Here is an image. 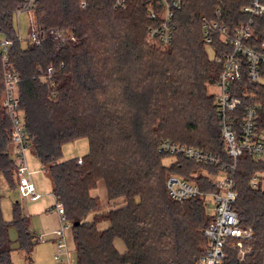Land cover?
Listing matches in <instances>:
<instances>
[{
  "label": "trees",
  "instance_id": "16d2710c",
  "mask_svg": "<svg viewBox=\"0 0 264 264\" xmlns=\"http://www.w3.org/2000/svg\"><path fill=\"white\" fill-rule=\"evenodd\" d=\"M82 1L87 3L84 9ZM250 2L183 0L172 44L161 52L146 42L156 23L148 17L145 0H130L125 10H115L113 0H38L36 25L64 30L75 38L59 49L50 41L42 46L18 42L15 17L23 4L0 0V40L13 42L10 63L21 79L30 146L51 179L56 203L64 206L77 264H200L208 246L203 232L212 220L206 201L175 202L166 182L178 175L213 192L212 181L193 174L217 170L160 152L157 133L161 140L229 161L215 96L208 93V86L219 79L221 65L207 56L202 20L215 19L220 9L223 22L234 29L247 21L242 9ZM256 22L263 25L264 18ZM215 45L221 47L218 38ZM50 67L54 74L49 81ZM247 90L264 117V86ZM3 94L0 54V177L16 190L12 126L2 108ZM154 117L161 123L158 130ZM83 139L89 143L88 154L62 162L63 147ZM168 157L175 160L166 166L163 160ZM256 172H264V163L240 158L235 209L241 225L254 231L252 239L243 241L251 252L240 260L233 241L223 264H264V190L251 186ZM100 181L106 184L109 201L124 199L123 207L104 209L100 199L91 196ZM3 198L0 191V264H14L11 229L17 233L18 250L29 261L37 243L30 220L15 203L13 220L6 221ZM103 222L109 227L100 230ZM117 240L125 243L124 254L117 250Z\"/></svg>",
  "mask_w": 264,
  "mask_h": 264
},
{
  "label": "built area",
  "instance_id": "2783aa9c",
  "mask_svg": "<svg viewBox=\"0 0 264 264\" xmlns=\"http://www.w3.org/2000/svg\"><path fill=\"white\" fill-rule=\"evenodd\" d=\"M23 8L16 13V32L18 42H28L35 46H42L50 41L56 49L75 41L73 35L64 30L43 26L35 23V10L38 0H20ZM114 9H127L130 0H113ZM148 17L156 23L149 29L150 41L167 47L172 44L176 33V14L181 10L183 0H145ZM81 8H86V1H82ZM248 17L247 21L230 29L222 20L220 9L216 11L215 19L204 17L202 20L203 40L209 49L213 62L221 65L218 81L214 84L216 115L219 122L225 152L229 161L220 156L202 151L198 148L160 140L159 151L181 157L203 167L217 170L212 179L216 190L205 192L200 187L178 175H170L166 188L171 200L183 203L190 199L201 198L214 203L212 220L204 230L208 239L200 264H223L227 258L226 248L236 241L240 249L238 258L244 260L251 249L243 246V241L254 236L251 228L241 225L239 215L235 209L239 193L236 190V177L239 160L248 156L254 162L264 163V117L261 108L255 104L249 87L264 86V24L256 22L257 18H264L263 0H251L242 9ZM27 14L30 20V31L27 39L23 38L20 28V16ZM216 38L221 47L215 45ZM13 42L3 38L0 40V54L2 60L4 94L2 108L7 120L12 126V145L18 171V191L23 198L35 201L40 198L32 182L33 173L29 169L27 153L30 147L24 115L21 109L19 85L21 79L12 69L10 63ZM54 74L53 67L48 70L47 80ZM57 93L54 94L56 96ZM207 178L210 175L205 174ZM254 189L264 190V172H256L251 180ZM56 211L65 225L53 233L58 241V253L55 259L59 261L67 253V246L63 239L65 230L71 228L67 223L65 209L61 203H56ZM37 243L46 242V238L39 237Z\"/></svg>",
  "mask_w": 264,
  "mask_h": 264
},
{
  "label": "crops",
  "instance_id": "0c3cea01",
  "mask_svg": "<svg viewBox=\"0 0 264 264\" xmlns=\"http://www.w3.org/2000/svg\"><path fill=\"white\" fill-rule=\"evenodd\" d=\"M32 182L37 193L40 195V198L33 201L30 198L21 197V206L23 207L25 215L30 220V231L34 239L36 240L39 237H44L46 238V242L35 244L29 261L27 260L26 255L18 250V245L14 249L12 256L15 252L19 254L22 264H28L29 262L30 264H77L76 246L73 239L72 228L65 230L63 236L67 246V253L64 254L59 261L55 259V256L58 253V241L53 236V233L60 230L65 223L62 222L59 214L55 210V206H52L53 204L51 205L50 202L45 201L44 197L46 196V193L40 186L37 178L32 176ZM90 194L92 197L100 199L104 209L111 210L125 205L124 199H119L114 202L109 201L108 191L104 181H100L97 188L92 190ZM50 195L52 196V200L56 202V198L53 195V185ZM9 197L10 196H8V198ZM9 199V204L12 206L15 202L19 203V201L13 200L14 198L12 197ZM108 227L109 223L107 222L99 224L100 230H105ZM115 246L120 254H124L127 250L126 245L122 240H117Z\"/></svg>",
  "mask_w": 264,
  "mask_h": 264
},
{
  "label": "rangeland",
  "instance_id": "374dc122",
  "mask_svg": "<svg viewBox=\"0 0 264 264\" xmlns=\"http://www.w3.org/2000/svg\"><path fill=\"white\" fill-rule=\"evenodd\" d=\"M20 28H21L23 38L26 40L28 37L29 31H30V20H29V16L27 14H22L20 16ZM146 42H147L148 46H150L151 48H154L158 51H161V52H166L170 48V45L167 47H163V46H160V45L150 41L148 36H147ZM204 46H205L207 56H208L209 60H211L209 49L206 47V45H204ZM208 93L210 95L214 96V85L213 84L208 86ZM152 124H153V127H155L157 130L159 129V127L161 125L160 121L156 117L153 118ZM157 138L159 140L162 139L159 136V133H157ZM88 152H89L88 141L85 139L79 140L75 143L67 144L63 147V159L61 161L64 162V161L74 159V158H82V157L86 156L88 154ZM27 157H28V165H29L30 171H32L34 178H37L40 186L43 188V190L46 193V196L44 197L45 201L50 202L51 205L53 204L52 206H56V202H54L52 200V196L50 195L51 188H52L51 179H50L48 173L42 169L41 163L38 160V158L34 155L31 146L29 147ZM174 160H175L174 158L168 157V158L163 160V164L168 166L172 162H174ZM205 174L210 175L211 178H207ZM216 175L217 174L216 173L214 174V171L201 170L200 169L197 173L193 174V177L204 176L209 181H212V179ZM190 181L196 183L195 180L194 181L190 180ZM17 182H18V179H16V183ZM0 191H1L2 196L4 197L3 201H2L3 217L6 221H11V220H13V213H12L13 212V206L11 204H9V201H10L9 198L10 197L14 198L13 200L19 201V203L21 205L22 204V201H21L22 195L20 194L18 189L13 190V189L9 188L6 184V181L4 180V178L2 176L0 177ZM8 196H10V197L8 198ZM16 198H19V199H16ZM22 209H23V207H22ZM55 210H56V208H55ZM213 210H214V203L209 202L207 204L208 214L212 215ZM10 235H11V239L13 241L12 247L15 249L17 247L16 231L14 229H11ZM248 249H250V248H248ZM12 259H13L14 264H22L21 257L16 252L13 254Z\"/></svg>",
  "mask_w": 264,
  "mask_h": 264
}]
</instances>
